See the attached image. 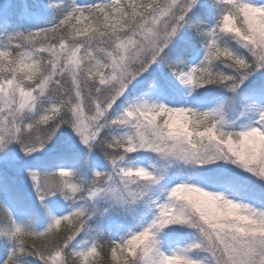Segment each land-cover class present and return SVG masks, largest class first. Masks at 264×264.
I'll list each match as a JSON object with an SVG mask.
<instances>
[{
    "label": "snow or ice",
    "instance_id": "snow-or-ice-1",
    "mask_svg": "<svg viewBox=\"0 0 264 264\" xmlns=\"http://www.w3.org/2000/svg\"><path fill=\"white\" fill-rule=\"evenodd\" d=\"M17 7L0 264H264V0Z\"/></svg>",
    "mask_w": 264,
    "mask_h": 264
},
{
    "label": "trees",
    "instance_id": "trees-1",
    "mask_svg": "<svg viewBox=\"0 0 264 264\" xmlns=\"http://www.w3.org/2000/svg\"><path fill=\"white\" fill-rule=\"evenodd\" d=\"M12 2L18 6L14 11V15H18L19 12L23 10L24 6L31 5L37 2V0H12ZM89 2H92V0H89ZM21 23L23 24V22ZM23 26L26 27L27 25L23 24Z\"/></svg>",
    "mask_w": 264,
    "mask_h": 264
}]
</instances>
